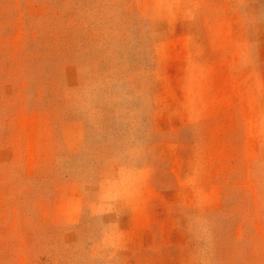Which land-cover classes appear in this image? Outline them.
Segmentation results:
<instances>
[{"label": "rangeland", "instance_id": "1", "mask_svg": "<svg viewBox=\"0 0 264 264\" xmlns=\"http://www.w3.org/2000/svg\"><path fill=\"white\" fill-rule=\"evenodd\" d=\"M0 264H264V0H0Z\"/></svg>", "mask_w": 264, "mask_h": 264}]
</instances>
